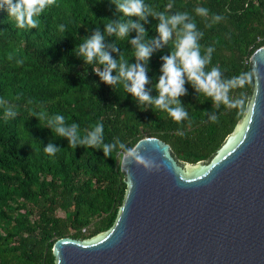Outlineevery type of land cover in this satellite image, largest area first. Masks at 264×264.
I'll use <instances>...</instances> for the list:
<instances>
[{
  "label": "trees",
  "instance_id": "16d2710c",
  "mask_svg": "<svg viewBox=\"0 0 264 264\" xmlns=\"http://www.w3.org/2000/svg\"><path fill=\"white\" fill-rule=\"evenodd\" d=\"M145 3L167 15L189 13L185 22L194 21L203 32L201 55L214 48L205 71L217 66L223 79L244 82L229 93L226 107L216 106L185 77L186 93L179 99L189 116L176 122L127 92L124 85L130 81L103 82L94 69L103 71L105 65L96 59L86 63L76 52L77 45L99 31L104 50L118 65L112 75L119 74L120 63L142 64L148 77L145 90L155 98L163 57L175 50L177 40L173 32L167 43L155 47L158 17H125L111 0H56L38 18L37 28L22 30L0 11V264H55L52 248L58 238L86 239L107 230L127 188L122 155L139 139L156 136L167 142L180 163L209 162L249 110L255 80L245 74L252 72V52L264 45V0ZM196 7L209 9L208 17L197 15ZM214 15L222 19L212 22ZM129 20L143 26L141 42L153 48L147 62L135 56V29L125 38L107 32L109 22L115 26ZM6 107L17 112L14 119L4 118ZM56 114L69 126L77 124L81 137L103 123L104 143L115 145L110 156L102 149L69 147L67 138L46 127ZM49 143L59 148L54 155L43 150Z\"/></svg>",
  "mask_w": 264,
  "mask_h": 264
},
{
  "label": "water",
  "instance_id": "95a60500",
  "mask_svg": "<svg viewBox=\"0 0 264 264\" xmlns=\"http://www.w3.org/2000/svg\"><path fill=\"white\" fill-rule=\"evenodd\" d=\"M250 62L249 110L210 161L180 163L167 142L139 139L121 158L113 224L55 240V264H264V45Z\"/></svg>",
  "mask_w": 264,
  "mask_h": 264
},
{
  "label": "clouds",
  "instance_id": "9594fccd",
  "mask_svg": "<svg viewBox=\"0 0 264 264\" xmlns=\"http://www.w3.org/2000/svg\"><path fill=\"white\" fill-rule=\"evenodd\" d=\"M55 2L56 0H0V11H6L7 17L11 18L18 29L30 30L38 27V18L46 8ZM111 2L125 17L136 16L139 20H146L148 15H152L159 18L157 25L159 39L154 41L156 48L161 47V42L167 43L173 32H176L177 40L174 45L175 50L170 55L163 57L162 75L156 85L159 94L153 98L145 90L148 77L142 64L137 63L129 66L120 63L119 74L112 75V70L118 66L117 62L104 50L102 44L104 37L99 31L95 32L91 37L85 38L77 45L76 52L84 58L86 63H92L96 59L99 64L105 65L103 71L99 68L94 69L103 82L111 85L117 83L121 78L130 81V84L124 85L127 92L138 98L141 104L147 103L166 112L176 122L187 119L189 116L179 99L186 93L185 77L199 93L210 98L216 106L224 104L227 107L231 104L229 93L244 81L236 77L223 79L221 68L217 66L205 71V66L212 63L214 48L211 46L205 48L204 55H201L202 46L199 40L203 37V32L197 29L194 21L185 22L188 20L189 13L177 11L174 15H167L166 12L157 11L146 4L145 0H111ZM171 7L172 5L169 4L167 9H171ZM195 13L201 17H208L209 9L196 7ZM220 19H222L221 16L214 15L212 22H217ZM178 25H182V27L178 29ZM130 29H135L138 33L137 37L131 41L136 46L135 56L137 60L147 62L153 48L141 42L145 30L139 22L129 20L115 24V26L112 22L107 24V32H115L120 38L127 37ZM59 30L64 33L65 26L61 25ZM254 75L255 71L249 72L245 74V79H251ZM0 103L3 102L0 101ZM16 115L17 112L14 108H5V119H14ZM210 119L212 122H216L217 117L211 116ZM46 127L57 137L67 138L69 147L72 148L83 146L88 149H102L107 157L110 156L115 146L113 143H104L103 123H97L84 137L79 136L77 124L67 125L65 117L60 114L47 119ZM117 143L121 149H125L122 142L117 140ZM43 150L49 155H54L59 148L49 143L43 147Z\"/></svg>",
  "mask_w": 264,
  "mask_h": 264
},
{
  "label": "rangeland",
  "instance_id": "374dc122",
  "mask_svg": "<svg viewBox=\"0 0 264 264\" xmlns=\"http://www.w3.org/2000/svg\"><path fill=\"white\" fill-rule=\"evenodd\" d=\"M58 212H59V214H63L62 211H58Z\"/></svg>",
  "mask_w": 264,
  "mask_h": 264
},
{
  "label": "built area",
  "instance_id": "2783aa9c",
  "mask_svg": "<svg viewBox=\"0 0 264 264\" xmlns=\"http://www.w3.org/2000/svg\"><path fill=\"white\" fill-rule=\"evenodd\" d=\"M83 230H85V229L83 228Z\"/></svg>",
  "mask_w": 264,
  "mask_h": 264
}]
</instances>
